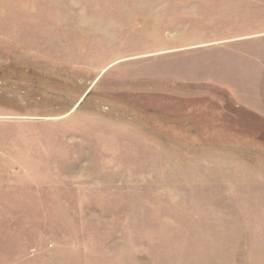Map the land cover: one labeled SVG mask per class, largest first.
<instances>
[{"label":"rangeland","instance_id":"1","mask_svg":"<svg viewBox=\"0 0 264 264\" xmlns=\"http://www.w3.org/2000/svg\"><path fill=\"white\" fill-rule=\"evenodd\" d=\"M0 264H264V0H0Z\"/></svg>","mask_w":264,"mask_h":264}]
</instances>
